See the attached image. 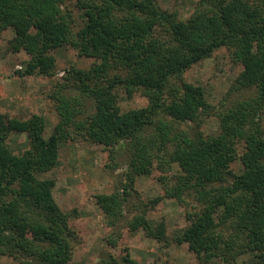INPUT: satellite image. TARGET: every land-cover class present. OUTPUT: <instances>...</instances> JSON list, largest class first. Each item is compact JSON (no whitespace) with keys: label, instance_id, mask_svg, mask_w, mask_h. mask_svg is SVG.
I'll return each instance as SVG.
<instances>
[{"label":"trees","instance_id":"16d2710c","mask_svg":"<svg viewBox=\"0 0 264 264\" xmlns=\"http://www.w3.org/2000/svg\"><path fill=\"white\" fill-rule=\"evenodd\" d=\"M8 30V51L29 57L22 76L56 78L53 51L60 48L96 61L57 80L50 99L59 122L48 139L45 117L21 120L0 110V256L20 264L73 260L79 236L72 215L57 204L55 182L39 176L58 166L61 146L77 135L103 146L110 168L118 155L125 159L115 189L94 197L112 231L110 246H120L125 223L159 243L187 245L200 264H238L247 254L264 264V133L256 127L264 116V0H199L187 20L156 0H0V34ZM222 48L243 67L230 92L249 95L216 111L204 88L183 75ZM136 94L149 105L123 111L121 96ZM87 102L94 112L82 121ZM212 116L219 129L206 134L204 118ZM187 123L192 131L180 128ZM12 134H26L29 148L16 154ZM237 160L241 174L232 168ZM155 169L164 197L186 211L187 226L172 236L146 209L126 216L137 179ZM99 264L137 262L128 253Z\"/></svg>","mask_w":264,"mask_h":264},{"label":"rangeland","instance_id":"374dc122","mask_svg":"<svg viewBox=\"0 0 264 264\" xmlns=\"http://www.w3.org/2000/svg\"><path fill=\"white\" fill-rule=\"evenodd\" d=\"M156 1L163 10L175 12L181 20H187L199 0ZM69 6L75 20L74 30H79L83 25L81 12L76 9L74 3ZM13 37V30L0 34V110L21 120L29 119L35 114L45 117V137L48 139L59 122L55 104L50 99L57 80L72 67L90 69L96 60L80 57L73 48H60L53 51L57 61L56 78L22 76L20 74L26 71L29 57L24 52L13 54L8 51V42ZM242 70L243 67L235 64L228 51L222 48L186 71L183 79L187 83L203 87L207 100L217 111L225 106H232L237 100L249 95L247 92H230ZM90 103H86L88 108L80 117L82 121L94 112ZM148 105V98L141 94L129 99L125 95L121 96L120 106L123 111L141 109ZM204 121L202 129L206 134L218 132L219 121L216 116L205 117ZM193 126L187 123L180 128L192 131ZM256 127L264 133V116L256 122ZM73 136L74 139L61 146L58 166L52 172L39 176L40 179L55 182L53 194L57 204L62 211L72 215L70 225L79 239L70 264H99L104 257L120 262L128 253L137 264H200L187 245L159 243L147 237L143 231L131 232L124 228L125 223L120 246L113 247L107 243L106 240L112 231L106 226L94 197L101 193H111L115 189L126 169L125 159L118 155L116 162L119 165L112 169L108 166L113 165L110 154L103 146L85 141L77 135ZM8 143L16 154H21L29 148L26 134H12ZM239 154H243L242 148L239 149ZM232 168L235 173L241 174V161L237 160ZM174 173H178L176 166ZM160 177L161 173L155 169L153 175L137 179L126 216L131 219L146 209L150 220L157 223L165 221L167 234L172 236L187 226L186 211L176 200L164 197ZM160 198L161 200H158ZM255 262L252 254L244 255L238 260V264ZM0 264L20 263L12 258L0 256Z\"/></svg>","mask_w":264,"mask_h":264}]
</instances>
